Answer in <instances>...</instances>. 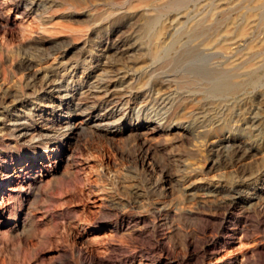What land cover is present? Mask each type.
<instances>
[{
    "label": "rangeland",
    "instance_id": "1",
    "mask_svg": "<svg viewBox=\"0 0 264 264\" xmlns=\"http://www.w3.org/2000/svg\"><path fill=\"white\" fill-rule=\"evenodd\" d=\"M224 44L235 65H219ZM28 58L40 68L32 78ZM262 64L264 0H0V180L21 167L0 213V264H71L73 242L83 264H264ZM256 68L260 81L235 98L214 94L201 74L246 78ZM243 99L230 127L258 148L234 166L214 163L216 113ZM68 102L85 103L86 128L68 161L41 176V159L69 139ZM115 104L126 117L107 123ZM172 106L169 121L153 111ZM140 108L159 119L150 165L141 132H110L139 123ZM257 110L260 129H244Z\"/></svg>",
    "mask_w": 264,
    "mask_h": 264
},
{
    "label": "bare ground",
    "instance_id": "2",
    "mask_svg": "<svg viewBox=\"0 0 264 264\" xmlns=\"http://www.w3.org/2000/svg\"><path fill=\"white\" fill-rule=\"evenodd\" d=\"M158 2V1H157ZM163 28V27H162ZM240 32V31H239ZM165 34L164 31L162 32V30H157L154 32V39H155V44L156 45H161L163 43V35ZM242 34V31H241ZM239 34V35H241ZM171 35V34H170ZM218 37V36H217ZM170 38V37H169ZM225 38V37H224ZM214 42V41H213ZM101 44V43H100ZM148 44V43H147ZM146 44V45H147ZM153 44V43H152ZM154 44V45H155ZM166 46V45H165ZM209 46V44H208ZM221 46V45H220ZM97 47V46H96ZM251 47V45H250ZM119 48V47H118ZM122 48V47H121ZM161 48V47H160ZM240 48V47H239ZM106 51H109V48H107L105 46L104 48ZM223 49L226 50L224 53H226L227 56H224L225 60L224 61H220L221 58H219V65L223 64L226 66H230V65H235L233 64L235 62V59H233L234 55L230 54L231 52H227V50L230 49L229 45L224 44L223 45ZM252 49V48H250ZM112 50V51H111ZM109 52V56L116 54L117 53V49L114 47L112 48ZM235 50V49H234ZM122 51V50H121ZM249 51V50H248ZM112 52V53H111ZM107 54V53H106ZM119 54V53H117ZM102 56V55H101ZM100 56V57H101ZM237 57V56H236ZM235 57V58H236ZM246 57V56H245ZM114 58V57H113ZM223 58V59H224ZM222 59V60H223ZM232 59V60H231ZM251 59V58H250ZM35 60V59H34ZM241 60V59H240ZM254 60V59H253ZM36 61V60H35ZM253 62V61H252ZM256 62V61H255ZM259 62V61H258ZM156 63V62H155ZM251 63V62H250ZM110 65V64H109ZM246 65V64H245ZM255 65V63H254ZM252 65V66H254ZM264 65V64H262ZM21 66L23 67V69L25 68L28 72H29V76L32 78L33 76L37 75V72H39L40 68L36 67V64L32 61V59H25L24 61H22ZM20 66V67H21ZM109 68V67H108ZM111 68V67H110ZM223 68V67H222ZM227 68V67H226ZM235 69V66L233 68ZM252 69V68H251ZM263 69V68H262ZM220 71V69H218ZM225 69H222V71ZM230 70V71H231ZM104 71V70H103ZM108 71V70H107ZM241 71V70H240ZM252 71V70H251ZM262 71V70H261ZM105 72V71H104ZM200 72H203L202 70H200ZM216 72V71H215ZM253 73L247 74L248 77L246 78H242L241 75L242 74H234L233 76H227L225 74H221L219 76H214L212 74H208V73H201L203 75V77L212 80V90L213 93L216 94L217 96H221V97H227L230 96L232 98H235L234 96L237 94V92L241 89H244L245 86H247L248 84L252 85V86H256L257 83L260 81L261 76L258 75L257 73V68L253 69L252 71ZM111 74V73H110ZM116 74V73H115ZM216 74V73H214ZM232 74V73H231ZM245 76V75H244ZM80 78V77H79ZM107 83L112 81V77H107L104 78ZM140 79V78H139ZM100 80V78H99ZM161 80V79H160ZM103 81V79H102ZM115 82V81H114ZM154 82V80H153ZM206 83V82H205ZM150 86H149V91L148 92H152L154 90H157L156 87L158 85V83H151L149 82ZM170 84V83H169ZM110 86V85H108ZM108 86H104L105 88V94H108L110 92L109 87ZM207 86V85H206ZM160 87V86H159ZM112 89V88H111ZM160 90V88H158ZM115 90V89H114ZM146 92V91H145ZM154 93V92H153ZM103 94V93H102ZM122 94V93H121ZM113 95V94H112ZM150 95V94H149ZM87 96V95H86ZM100 96V95H99ZM148 96V95H147ZM155 96V95H154ZM173 96V95H172ZM130 98V97H129ZM150 98V97H149ZM174 98V97H172ZM181 98V97H180ZM244 98V97H243ZM253 99V98H252ZM65 100V99H64ZM125 100V99H124ZM152 100V99H151ZM177 100V99H176ZM218 100V99H217ZM113 101V100H112ZM222 101V98H221ZM225 107H222L221 112L216 113V118L217 119V123L215 125H213V132L215 133V136H217L219 138L218 141H220L219 144V148L216 149L215 154L217 159L213 160L214 163L217 162H221L224 163L225 165L229 166L232 165L234 166L236 164V162H240L243 159H248L251 157V153L253 152L254 149H256V147L254 145H249L246 143V141H243V137H235V133L232 132L231 127H230V119L232 118L233 120H235L236 122H239L242 120V117L244 115V106L246 104V101H244V99L242 101H239L238 103H233L227 105V101L225 100ZM114 102V101H113ZM166 102V100H165ZM117 103V102H116ZM121 103V102H120ZM140 103V102H139ZM160 102L158 101V104ZM172 103V102H170ZM222 103V102H221ZM152 104V103H151ZM156 104V103H155ZM63 105V104H62ZM130 105V104H129ZM157 105V104H156ZM168 105V104H167ZM209 105V104H208ZM239 105V109H241L240 112H235V114H233L232 112V108L233 107H238ZM58 106V105H57ZM123 106V105H122ZM122 106L120 107V105H112V108L110 110V114L113 118L115 119H108V122L111 121H121L122 119H124L125 113L122 112ZM136 106V105H135ZM134 106V107H135ZM217 106V105H216ZM222 106V105H221ZM90 107V106H89ZM129 107V106H128ZM142 107V106H141ZM148 107V106H147ZM213 107V106H212ZM255 107V106H254ZM260 107V106H259ZM65 108L66 112L69 114L70 118L69 121L66 122V124H64L63 128L65 129L62 132V136H65L68 139V141L66 142H62V144L58 145V147L54 148L52 151V154L48 155L47 157H43L40 161V169L39 172L41 174V176L44 175H52L53 173H55L58 169V167L62 164H64L65 162L68 161V157L71 156V152H72V147H71V140L75 139L77 137V135H79V133L81 131H84V129L86 128V123L84 119H82L80 117L81 113H85L86 112V107H85V103H72V102H68L65 105H63V109ZM133 108V107H132ZM137 108V107H136ZM150 108V107H149ZM246 108V107H245ZM172 111L171 113L168 114V110L167 112H165V114L161 113L160 111H155V114L158 115L160 117V120H163L164 118L169 121L170 118L174 115V107H171ZM258 109V108H257ZM161 110V109H160ZM208 111V109H206ZM106 111V109H105ZM151 111V110H150ZM152 111V112H153ZM206 111V112H207ZM215 111V110H214ZM126 112V111H125ZM135 113V116L138 118V120H140L139 123L137 124H132V123H128L126 125H123L121 128H118L117 130H113L110 131L111 133H113L114 135H123L126 132H133V131H139L142 133V140H141V145L145 146L147 148V154L144 155L145 158L143 159V162H148V164L150 165L152 162L149 161V157L151 154V150L153 149L152 147V141H151V137L153 135H155L159 130H158V124L156 123V121L158 120H153V118L150 117V113H145V116H142V109L140 108L137 112L134 110L133 111ZM193 112V111H192ZM105 113V112H104ZM134 113L132 115H134ZM178 113V112H177ZM205 113V112H203ZM252 116L249 118V120L247 121L246 125L244 126V129L248 130V131H257V129H260V124H261V117L259 116L258 110L255 112H252ZM201 114V113H200ZM212 114V113H211ZM214 114V112H213ZM202 115V114H201ZM251 115V114H250ZM100 116V115H99ZM155 116V115H154ZM166 116V117H163ZM195 116V115H194ZM208 117V116H207ZM245 117V116H244ZM130 118V117H129ZM105 119V118H104ZM196 119V116H195ZM205 119V118H204ZM208 119V118H207ZM193 120V119H192ZM214 120V121H215ZM107 121V120H106ZM126 122V121H125ZM123 122V124L125 123ZM173 122V121H172ZM264 122V121H262ZM119 123V122H118ZM190 123V122H189ZM198 123H204L203 121L198 122ZM211 123V121L209 122ZM116 124V123H115ZM178 124V123H177ZM194 124V123H193ZM107 125V124H106ZM164 125V124H163ZM212 125V124H211ZM121 126V125H120ZM171 126V125H170ZM208 126V125H207ZM243 126V125H242ZM88 127V126H87ZM168 127V126H167ZM189 127V126H188ZM206 127V126H205ZM105 128V127H104ZM209 128V127H208ZM96 129V128H95ZM180 129V128H179ZM242 129V128H241ZM100 130V129H99ZM230 131L232 134V136H227V137H222V133L224 131ZM96 131V130H95ZM98 131V130H97ZM190 131L186 130L183 128V130H179V133L181 135H183L185 138L190 135L189 133ZM209 132V131H207ZM138 133V132H137ZM167 133V132H166ZM252 133V132H251ZM164 134V133H163ZM208 134V133H207ZM105 135V134H104ZM113 135V136H114ZM213 135V134H212ZM241 135V134H240ZM214 137V136H213ZM249 138V137H248ZM255 138V137H254ZM139 140V139H138ZM139 142V141H138ZM157 142V141H156ZM140 145V144H139ZM258 148V147H257ZM144 154V153H143ZM142 158V157H141ZM155 160V159H154ZM251 161V160H250ZM238 166V165H237ZM34 167V166H33ZM32 167V168H33ZM21 167H15L13 172L11 171V173H8L4 178H1L0 180V194H1V201H0V213H2V210L6 207L7 204V199L12 195V193L14 191H16V183L18 182V177H19V173L18 170ZM21 172V171H20ZM167 173V172H166ZM168 175V174H167ZM37 176V175H36ZM120 176V175H119ZM157 177V175H156ZM168 177V176H167ZM169 178H167V181H169ZM26 180V179H25ZM171 181V180H170ZM168 183V182H167ZM156 184L158 186H160V189H162V191H164L163 189H166V177L164 176V174L162 176H160L159 178H157L156 180ZM28 189V188H27ZM238 189V188H237ZM19 190V189H18ZM159 191V190H158ZM237 191V190H236ZM238 192V191H237ZM29 193V192H28ZM233 193V192H231ZM165 194V193H164ZM236 194V193H235ZM239 194V193H238ZM233 195V194H232ZM15 196V195H14ZM13 196V197H14ZM236 197V196H235ZM96 199V198H95ZM227 200V199H226ZM226 200L221 202L219 204V207H226L228 204L226 203ZM136 201V200H135ZM235 201V200H234ZM237 201V200H236ZM230 202V201H229ZM233 202V201H232ZM234 203V202H233ZM211 204V203H210ZM213 204V203H212ZM164 206V205H163ZM166 207V206H164ZM210 208V207H209ZM218 209V208H217ZM160 210V209H159ZM226 210V209H225ZM163 212V211H162ZM230 212V211H229ZM160 213V212H159ZM219 213V211H218ZM225 214V213H224ZM157 216V215H156ZM23 223V222H22ZM16 225H17V221H16ZM20 227V226H19ZM2 231V230H1ZM3 232V231H2ZM191 244V243H190ZM189 246V245H188ZM80 248H77L76 244L73 242L71 248H70V252L69 254H67V258L66 260H68L69 262H71V264H83L82 259H81V254H80ZM76 253L78 254L76 256ZM64 258V257H63ZM62 258V259H63ZM67 262V261H65Z\"/></svg>",
    "mask_w": 264,
    "mask_h": 264
}]
</instances>
